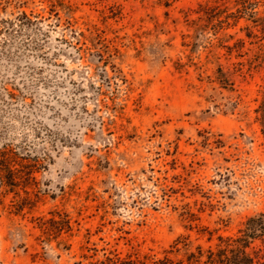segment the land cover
<instances>
[{
  "label": "rangeland",
  "instance_id": "obj_1",
  "mask_svg": "<svg viewBox=\"0 0 264 264\" xmlns=\"http://www.w3.org/2000/svg\"><path fill=\"white\" fill-rule=\"evenodd\" d=\"M3 144L0 264H210L264 213V0H0Z\"/></svg>",
  "mask_w": 264,
  "mask_h": 264
},
{
  "label": "trees",
  "instance_id": "obj_2",
  "mask_svg": "<svg viewBox=\"0 0 264 264\" xmlns=\"http://www.w3.org/2000/svg\"><path fill=\"white\" fill-rule=\"evenodd\" d=\"M27 159L18 150L8 145H0V203L3 197L9 194L19 195V189L33 180L31 166L26 164ZM28 195V192L25 191ZM29 198L26 199L27 202ZM22 210V208L20 207ZM263 240L264 243V213L250 218L239 236L235 238L221 239L222 245L217 253L208 251L207 258L210 264H264V250L254 249L249 253L252 243L256 240ZM203 251L200 256L203 257ZM196 257L192 254V257ZM96 264H173L168 258L164 260H121L120 258H108Z\"/></svg>",
  "mask_w": 264,
  "mask_h": 264
}]
</instances>
